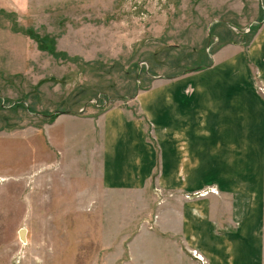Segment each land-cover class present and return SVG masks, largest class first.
I'll return each mask as SVG.
<instances>
[{
	"label": "rangeland",
	"instance_id": "obj_1",
	"mask_svg": "<svg viewBox=\"0 0 264 264\" xmlns=\"http://www.w3.org/2000/svg\"><path fill=\"white\" fill-rule=\"evenodd\" d=\"M23 1L0 0V264L185 263L150 232L179 229L166 206L192 200L185 178L123 179L126 162L105 164L104 155L110 140L126 143L116 133L126 119L114 112L112 130L104 119L119 107L139 116L142 96L174 86L187 101L197 75L228 64L225 73L239 76L242 59L264 108V0ZM217 135L191 202L208 209L207 230H247L256 249L225 242L205 253L186 237L187 253L196 264H264V146L260 162L227 156ZM190 158V173L204 174Z\"/></svg>",
	"mask_w": 264,
	"mask_h": 264
},
{
	"label": "crops",
	"instance_id": "obj_2",
	"mask_svg": "<svg viewBox=\"0 0 264 264\" xmlns=\"http://www.w3.org/2000/svg\"><path fill=\"white\" fill-rule=\"evenodd\" d=\"M11 2L22 6L24 1L11 0ZM261 39L259 36L255 37L253 42L256 43ZM238 48H241L240 45ZM229 61L226 60L224 63ZM241 62L239 76L232 75L230 78V75L225 73L228 71V64H225L224 69H217L213 73L209 71L204 75H197V81H191L193 93L189 95L190 99L187 101H183L182 94L175 90L178 86H174L173 91L169 93L159 92L155 97L151 93L142 96L143 111H138L139 116L131 112L130 118L127 119L126 109L119 107L117 110H110L104 119L107 129L111 128V130L112 127L117 126L113 118L114 112L126 119V121L121 119L123 132L122 129L116 132H125L126 143L119 144L110 140L106 145L108 151L104 155L105 164L113 163L117 159L126 162L127 176L123 179L129 178L135 182L138 180L136 177L143 179L146 173L144 185L152 186L161 179L170 178L176 183L177 179L185 178L188 188L183 193L191 195L188 199L192 200L182 202L179 198H173L170 205L166 206L168 214L177 218L179 229L172 227L163 229L158 224L157 228L150 231L159 240L172 247L175 246L174 250L186 260L183 264H196L187 253L188 237L194 238L197 246L205 253L223 251L221 250L223 246H227L225 242L229 243L231 251L237 247L249 251L248 253L256 249V246L253 248L251 244L247 230L228 233V238H221L207 230L210 222L209 219L202 218V214L207 215L208 209L197 208L191 202L195 200L193 193L199 187V184L194 187V182L205 180L208 177V169L213 166V140L216 136L219 140L217 135L219 129L222 132L220 139L225 144L227 156L237 150L244 159L256 157L259 162L262 160L264 108L251 81V78L255 77V70L246 60L242 59ZM259 62L260 67L264 66L261 57ZM260 76L264 79V69ZM155 105L156 117L152 113ZM145 118L151 124L150 134L145 129ZM91 119L96 120L95 117ZM189 156L190 162H198V160L201 162L198 170L205 171L204 174L190 173L193 166L188 163ZM180 159L186 162L187 174H184L182 168H178ZM135 170L140 172L135 173ZM179 192L181 191L175 190L174 194L181 196ZM160 214L161 212L159 216ZM206 238H220L217 242L222 244H208ZM238 253L240 251L233 256Z\"/></svg>",
	"mask_w": 264,
	"mask_h": 264
},
{
	"label": "water",
	"instance_id": "obj_3",
	"mask_svg": "<svg viewBox=\"0 0 264 264\" xmlns=\"http://www.w3.org/2000/svg\"><path fill=\"white\" fill-rule=\"evenodd\" d=\"M19 235H20L21 238L24 237V228H21V229L19 230Z\"/></svg>",
	"mask_w": 264,
	"mask_h": 264
},
{
	"label": "trees",
	"instance_id": "obj_4",
	"mask_svg": "<svg viewBox=\"0 0 264 264\" xmlns=\"http://www.w3.org/2000/svg\"><path fill=\"white\" fill-rule=\"evenodd\" d=\"M51 52V50H49Z\"/></svg>",
	"mask_w": 264,
	"mask_h": 264
}]
</instances>
